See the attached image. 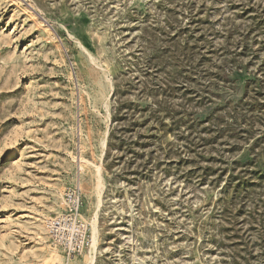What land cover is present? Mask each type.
Returning a JSON list of instances; mask_svg holds the SVG:
<instances>
[{"label": "rangeland", "instance_id": "1", "mask_svg": "<svg viewBox=\"0 0 264 264\" xmlns=\"http://www.w3.org/2000/svg\"><path fill=\"white\" fill-rule=\"evenodd\" d=\"M74 186L94 264H264V0H0V264Z\"/></svg>", "mask_w": 264, "mask_h": 264}, {"label": "built area", "instance_id": "2", "mask_svg": "<svg viewBox=\"0 0 264 264\" xmlns=\"http://www.w3.org/2000/svg\"><path fill=\"white\" fill-rule=\"evenodd\" d=\"M65 209L46 223L53 245L67 257L81 255L89 245L88 228L80 216L81 196L79 188L72 187L64 194Z\"/></svg>", "mask_w": 264, "mask_h": 264}, {"label": "bare ground", "instance_id": "3", "mask_svg": "<svg viewBox=\"0 0 264 264\" xmlns=\"http://www.w3.org/2000/svg\"><path fill=\"white\" fill-rule=\"evenodd\" d=\"M96 170V169H95ZM99 172V171H98ZM96 180V179H95ZM100 187H101V183L98 180L97 185H96V192L98 194V196H100ZM103 200L101 198L98 197V202H97V207L101 206V203ZM102 216V215H101ZM128 216L130 217V219L133 218V210H131L130 213H128ZM89 226H90V231H91V236H90V243H89V253L87 255L88 261L90 262V264H94L95 258L98 255H102L104 252H106L108 249L106 248H100L98 246V238L97 235L101 230V225L98 221V217L95 214V216L93 217V219H91L89 221ZM128 228V227H127ZM46 229V227H45ZM47 230V229H46ZM100 243V242H99ZM104 247V246H103ZM56 249H58L57 247H55L51 252H50V259L48 264H50L52 261H55V256L52 255L53 251H55ZM85 257V256H84ZM109 260V259H108ZM101 262V261H100Z\"/></svg>", "mask_w": 264, "mask_h": 264}]
</instances>
